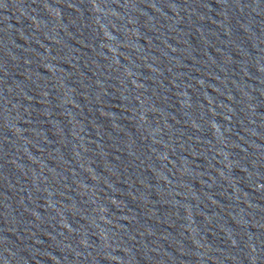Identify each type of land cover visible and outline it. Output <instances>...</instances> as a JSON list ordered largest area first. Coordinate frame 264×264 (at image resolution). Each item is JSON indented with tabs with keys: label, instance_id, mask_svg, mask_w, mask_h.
<instances>
[{
	"label": "water",
	"instance_id": "95a60500",
	"mask_svg": "<svg viewBox=\"0 0 264 264\" xmlns=\"http://www.w3.org/2000/svg\"><path fill=\"white\" fill-rule=\"evenodd\" d=\"M0 264H264V0H0Z\"/></svg>",
	"mask_w": 264,
	"mask_h": 264
}]
</instances>
